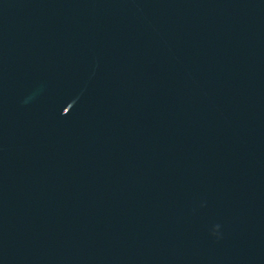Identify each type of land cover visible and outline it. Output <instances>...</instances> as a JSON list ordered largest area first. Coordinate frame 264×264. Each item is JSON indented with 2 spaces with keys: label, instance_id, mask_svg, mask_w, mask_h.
I'll return each mask as SVG.
<instances>
[{
  "label": "water",
  "instance_id": "1",
  "mask_svg": "<svg viewBox=\"0 0 264 264\" xmlns=\"http://www.w3.org/2000/svg\"><path fill=\"white\" fill-rule=\"evenodd\" d=\"M0 264H264V0H0Z\"/></svg>",
  "mask_w": 264,
  "mask_h": 264
}]
</instances>
